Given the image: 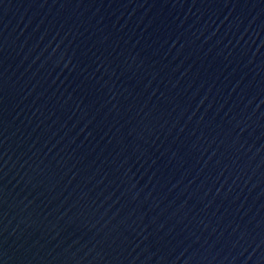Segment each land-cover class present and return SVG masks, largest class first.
I'll return each instance as SVG.
<instances>
[{
    "label": "water",
    "instance_id": "water-1",
    "mask_svg": "<svg viewBox=\"0 0 264 264\" xmlns=\"http://www.w3.org/2000/svg\"><path fill=\"white\" fill-rule=\"evenodd\" d=\"M0 264H264V0H0Z\"/></svg>",
    "mask_w": 264,
    "mask_h": 264
}]
</instances>
